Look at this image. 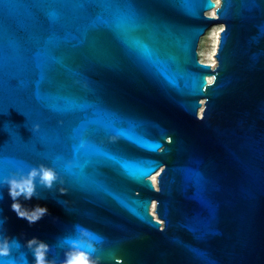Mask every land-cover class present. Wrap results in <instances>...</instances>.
Segmentation results:
<instances>
[{
	"label": "water",
	"instance_id": "water-1",
	"mask_svg": "<svg viewBox=\"0 0 264 264\" xmlns=\"http://www.w3.org/2000/svg\"><path fill=\"white\" fill-rule=\"evenodd\" d=\"M41 164L35 223L0 184V264L76 225L100 264H264V0H0V181Z\"/></svg>",
	"mask_w": 264,
	"mask_h": 264
},
{
	"label": "clouds",
	"instance_id": "clouds-1",
	"mask_svg": "<svg viewBox=\"0 0 264 264\" xmlns=\"http://www.w3.org/2000/svg\"><path fill=\"white\" fill-rule=\"evenodd\" d=\"M57 179V174L53 168L41 164L38 167H31L26 173L20 171L3 178L0 184L9 186V195L14 201L12 208L17 212V215L27 219L29 223H35L47 210L38 207L41 209L40 215H25L19 211L20 204L15 201L20 196L31 199L37 194V184L52 189ZM65 192V190H61V193ZM103 241L104 238L99 234L93 233L81 225H76L72 235L63 237L59 241L60 246L64 249L62 264H100V257L96 253ZM27 245L32 250L34 264H56L54 259H49L51 247L47 243L33 238L27 242ZM19 246V241L15 238L10 239L0 235V257H9L13 248H19Z\"/></svg>",
	"mask_w": 264,
	"mask_h": 264
},
{
	"label": "rangeland",
	"instance_id": "rangeland-1",
	"mask_svg": "<svg viewBox=\"0 0 264 264\" xmlns=\"http://www.w3.org/2000/svg\"><path fill=\"white\" fill-rule=\"evenodd\" d=\"M217 1V0H213ZM208 16H212L211 11L205 13ZM222 29V24H216L209 27V29L205 32V34L200 38L198 46H197V53L199 57V61L203 63H211L212 59H214L215 63L216 60L214 58V54L217 49L218 44V36L219 32ZM203 103L204 100H201ZM203 108V105H202ZM155 175V174H154ZM156 186V185H155ZM155 203V202H153ZM150 212L154 215V210L150 209Z\"/></svg>",
	"mask_w": 264,
	"mask_h": 264
},
{
	"label": "bare ground",
	"instance_id": "bare-ground-1",
	"mask_svg": "<svg viewBox=\"0 0 264 264\" xmlns=\"http://www.w3.org/2000/svg\"><path fill=\"white\" fill-rule=\"evenodd\" d=\"M219 2H220V0L215 1L216 6L219 5ZM211 13H212V16L216 17V15H215V9H212V10H211ZM209 64H210L212 67H214L216 63H215L214 59H212V62L209 63ZM208 80L210 81L211 79L209 78ZM202 104H204V102H203ZM150 179H151V181L153 182L154 186H155V185L157 186V174L152 175V176L150 177ZM156 186H155V187H156ZM154 208H155V203H153V204L151 205V210L153 211Z\"/></svg>",
	"mask_w": 264,
	"mask_h": 264
},
{
	"label": "built area",
	"instance_id": "built-area-1",
	"mask_svg": "<svg viewBox=\"0 0 264 264\" xmlns=\"http://www.w3.org/2000/svg\"><path fill=\"white\" fill-rule=\"evenodd\" d=\"M150 209H151V207H150Z\"/></svg>",
	"mask_w": 264,
	"mask_h": 264
}]
</instances>
